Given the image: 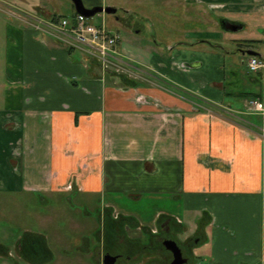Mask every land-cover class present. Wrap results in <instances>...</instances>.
<instances>
[{"label": "crops", "instance_id": "crops-1", "mask_svg": "<svg viewBox=\"0 0 264 264\" xmlns=\"http://www.w3.org/2000/svg\"><path fill=\"white\" fill-rule=\"evenodd\" d=\"M165 1L127 0L174 3ZM178 1L206 2L243 28H218L215 44L180 33L142 45L141 31L125 27L124 40L117 33L146 81L138 86L102 80L96 64L0 8V197L68 196L50 211L74 236V254L51 248L64 243L54 232L39 233L34 260L13 257L2 239L13 237L15 251L26 230H1L19 222L6 215L0 264H103L107 253L122 255L117 264H153L164 223L182 241L201 232L191 264H264V112L249 108L264 104V72H250L240 51L264 58V0Z\"/></svg>", "mask_w": 264, "mask_h": 264}, {"label": "rangeland", "instance_id": "rangeland-1", "mask_svg": "<svg viewBox=\"0 0 264 264\" xmlns=\"http://www.w3.org/2000/svg\"><path fill=\"white\" fill-rule=\"evenodd\" d=\"M167 0L165 2H169ZM173 4H156L151 3L149 5H142L136 6L127 2V0H107V3L113 7L117 8V13L115 15H107L101 14L97 15L93 18V23L102 24L103 22L106 24L109 30L120 32L121 37L123 40L126 38L125 35V27L121 22L122 18L129 17L131 20V24L133 25L135 22H140L145 25V29L135 35L138 37V40L141 42L140 44H151L155 40L159 42H163L166 44L169 40L164 41L165 38L162 37H178L181 33L183 36L185 34L191 35V39L195 41L198 39L200 42L201 40L210 41L212 44H215L210 39L214 38V33L218 29V23L220 30L223 29L222 22H217L214 19V11L210 4L206 2H196V5L190 4H179L180 1L175 2V0H171ZM19 7L16 9L20 14L25 13H32L37 15H62L66 17H72L76 13L75 7L71 0H17L16 1ZM264 6V3L262 4ZM22 7V8H20ZM254 7V6H253ZM2 8V7H0ZM169 8V9H168ZM255 9L257 7H254ZM262 7L261 9H263ZM4 11L10 10V7L2 8ZM171 9V10H170ZM173 10V11H172ZM176 11V12H175ZM180 12V13H179ZM9 14V12L6 11ZM199 13H203L199 15ZM189 14H193V18L188 16ZM213 14V15H212ZM23 15V16H24ZM196 17V19H194ZM120 18V20H119ZM195 20H199V22L204 23L207 25L205 27L202 23H191L190 21L194 22ZM226 21V20H225ZM165 30V34H164ZM224 30V29H223ZM128 42V41H127ZM130 43V42H129ZM131 44V43H130ZM129 46V45H128ZM133 48L139 47L136 43L131 44ZM254 49H260L256 44H253ZM134 48V49H135ZM142 48V47H141ZM237 48V47H236ZM258 52V51H257ZM79 53V52H78ZM241 56V55H240ZM243 57V56H241ZM246 60V59H245ZM244 64V63H243ZM245 62V67H246ZM228 65V63H227ZM142 78L146 77V74H141ZM129 78V77H128ZM131 80H135L137 83L141 85L143 82L146 83L145 80L140 78H131ZM68 196H46L40 200L36 196L30 195H22V197H15L12 199L8 198H1L0 197V228L3 227V224L6 220V215L12 216V219H17V226L13 228H2L1 230H8L12 231V233H21L25 229L26 231H33L37 233H43L44 235H53L54 232L60 234L63 239V242L60 246L53 245L51 248L56 251L59 247V252L61 248L68 247L69 245L66 244V241L69 239L74 238L72 230L67 225L65 218L61 219L59 216H56V213L50 211V207L54 205H69V201L67 200ZM73 204H77L75 198L72 199ZM47 205H49L47 207ZM20 206V207H19ZM46 206V207H45ZM20 208V209H19ZM80 209V208H77ZM16 210V211H15ZM21 211V213H20ZM66 216V214H64ZM78 216L80 214H77ZM54 216L55 218H53ZM74 216V214L72 215ZM45 217L46 224L43 226L39 221L41 218ZM40 219V220H39ZM39 220V221H38ZM13 225L14 223L11 222ZM9 228V229H7ZM15 228V229H14ZM185 236V235H184ZM2 242L13 246V255L14 254V238L10 239H2ZM33 246V245H32ZM35 248V247H34ZM55 248V249H54ZM71 254H74V249L69 248ZM24 264V261L22 262Z\"/></svg>", "mask_w": 264, "mask_h": 264}, {"label": "built area", "instance_id": "built-area-1", "mask_svg": "<svg viewBox=\"0 0 264 264\" xmlns=\"http://www.w3.org/2000/svg\"><path fill=\"white\" fill-rule=\"evenodd\" d=\"M13 13L22 23L34 28L46 38L52 39L70 51L79 52L85 62L96 64L102 71V80L107 74H119L129 78H138L137 68L123 52L120 35L109 30L106 24L93 23V18L81 14L72 17L62 15L20 14L16 9ZM247 68L252 73L264 72V61L258 57H249ZM249 108L252 112L263 113L264 104L251 100ZM231 113V112H229Z\"/></svg>", "mask_w": 264, "mask_h": 264}, {"label": "flooded vegetation", "instance_id": "flooded-vegetation-1", "mask_svg": "<svg viewBox=\"0 0 264 264\" xmlns=\"http://www.w3.org/2000/svg\"><path fill=\"white\" fill-rule=\"evenodd\" d=\"M120 20V18H119ZM121 22L123 23L124 27H132L136 29L137 31H143L145 29V25L140 22H135L133 25L131 24V20L129 17H125L121 19ZM228 22V21H226ZM128 78V77H127ZM131 79V78H129ZM74 82V81H73ZM177 228V227H176ZM178 229V228H177ZM176 229H171L167 227L164 224H161V227L158 231V236L154 238V240L158 243L155 248L152 249V254L159 260L156 263L153 264H171L174 261V255L172 251L169 249V246L167 245L169 241H174L177 246L179 247L182 257L184 260H186V263L184 264H191L193 261V250L197 246L198 242L201 240V232L197 233L194 237L180 240L177 236ZM202 230V229H201ZM42 237L41 234L33 231H26L23 233L19 243H17V250L14 251V254L12 256H21L23 259H27L28 261L35 259V251L34 247L37 243L41 242ZM22 248L21 252H19V246ZM33 245V246H32ZM110 255V253L105 254V256ZM117 257V261L115 264L118 263V261L122 258L120 254H111V256ZM104 256V258H105ZM103 258V259H104ZM104 261V260H103ZM104 264V262H103Z\"/></svg>", "mask_w": 264, "mask_h": 264}, {"label": "water", "instance_id": "water-1", "mask_svg": "<svg viewBox=\"0 0 264 264\" xmlns=\"http://www.w3.org/2000/svg\"><path fill=\"white\" fill-rule=\"evenodd\" d=\"M73 3L76 13L81 14L87 18H94L97 15L101 14H107V15H115L117 13V8L113 6H97L93 8H87L85 7L84 3L82 0H71ZM222 27L224 30H228L231 32H237L238 30H241L243 27L242 25H238L235 23H230V22H222ZM173 49V46L168 47V51H171ZM242 55L248 56V57H258L259 59L264 61V58L260 56L259 53L253 50H240ZM169 246V249L172 251L174 255V261L171 264H184L186 263V260L183 259L182 253L177 246V244L174 241H169L167 244ZM117 261V257H113L111 255H107L104 258V264H115Z\"/></svg>", "mask_w": 264, "mask_h": 264}, {"label": "trees", "instance_id": "trees-1", "mask_svg": "<svg viewBox=\"0 0 264 264\" xmlns=\"http://www.w3.org/2000/svg\"><path fill=\"white\" fill-rule=\"evenodd\" d=\"M169 9V8H168ZM171 10V9H170ZM173 11V10H172ZM176 12V11H175ZM180 13V12H179ZM213 15V14H212ZM188 16H190L191 18H193V14H189ZM196 17L197 16H195V18L194 19H196ZM214 19H215V21H217V22H224L225 20L224 19H222V18H218V17H216L215 15H214ZM191 23H202V22H199V20H195L194 22H192V21H190ZM202 25H204L205 27H207V25H205L204 23H202ZM218 28H219V26H218ZM112 76V77H119V78H121V80L123 81V82H125V83H127V84H129L130 86H138L139 85V83H137L136 81H134V80H131V79H129V78H127L126 76H124V75H119V74H107V76Z\"/></svg>", "mask_w": 264, "mask_h": 264}]
</instances>
